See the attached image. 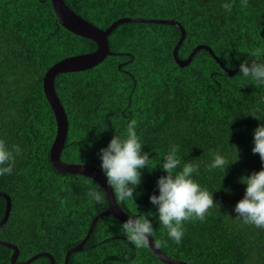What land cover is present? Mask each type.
<instances>
[{"label": "trees", "instance_id": "16d2710c", "mask_svg": "<svg viewBox=\"0 0 264 264\" xmlns=\"http://www.w3.org/2000/svg\"><path fill=\"white\" fill-rule=\"evenodd\" d=\"M225 2L64 0L103 30L121 18L178 22L185 30L179 59L186 60L195 47L204 45L226 69L236 70L228 76L206 50L197 51L181 68L172 58L181 36L177 27L133 22L110 33L109 48L115 56L55 79L68 119L63 162L99 168L98 149L116 131L123 133L129 120H137L143 151L151 158L149 167H155L142 170L135 204L120 205L125 213L135 212L136 206L138 212L155 213L148 196L158 194L156 180L164 173L157 164L171 145L179 146L182 164L199 165L195 179L213 192L219 208L210 209L202 221L186 222L179 244L168 240L152 217L156 246L159 243L162 253L186 264H264V229L245 224L233 212L244 192L240 178L261 168L258 154L251 152L252 130L259 122L247 114L255 111L264 117V86L240 77L238 64L247 58L264 59V0H248L246 7L232 0L230 14L221 7ZM95 49L94 42L58 24L50 0H0V139L10 149H21L12 174L0 176V191L11 205L0 227V241L17 247V263L45 252L55 264H64L66 253L85 238L93 218L107 209L105 194L101 203L88 195L96 182L60 173L51 165L56 125L42 90V78L53 64ZM257 50L260 57L252 55ZM100 123L106 125L102 132ZM235 148L238 160L225 173L208 167L214 153L231 163ZM5 209L0 197V222ZM108 221L109 216L96 221L82 250L72 253L68 264H165L148 247L137 249L116 234V226ZM12 253L0 245V264H11ZM30 264L50 260L40 256Z\"/></svg>", "mask_w": 264, "mask_h": 264}, {"label": "clouds", "instance_id": "9594fccd", "mask_svg": "<svg viewBox=\"0 0 264 264\" xmlns=\"http://www.w3.org/2000/svg\"><path fill=\"white\" fill-rule=\"evenodd\" d=\"M248 0H240L242 7H246ZM221 7L227 13H231L233 2L227 0ZM252 55L261 56L260 50ZM229 67L233 65L229 64ZM240 77L264 86V59L242 60L238 64ZM247 115L252 116L259 123L252 130L251 152L258 154L261 168L253 171L247 176H242L240 182L245 185L243 196L233 207L235 217L241 219L245 224H250L258 229H264V117L255 111ZM99 125L98 132L106 129L104 123ZM137 120L131 119L127 122L123 133L115 132L107 145L98 149L96 155L99 160V171L105 178V184L115 194V204L121 210L120 205L125 202L134 203V191L141 183L142 170L151 171L149 167L151 158L148 152L143 151L144 143L137 134ZM91 147V142L87 145ZM231 163L226 157L219 153L213 154V160L208 165L210 169H225L238 160V149ZM21 149L13 145L10 149L4 139H0V176L11 175L15 165V157ZM84 163V161H83ZM164 173L156 180V192L149 194L148 200L155 208L146 212L136 211L128 213L127 218L117 222L109 216V224L116 226V234L123 236L131 245L137 249L149 246V238L154 234L153 219L165 230L168 240L179 244L184 237V224L192 220H204L210 209L219 208L213 200V192L202 186L195 176L199 175L197 163L184 162L182 164L179 155V146L171 145L166 153L162 155L158 164ZM98 184L90 190L89 197L96 203H101L104 193ZM229 192V189H225ZM137 196L139 193L136 194ZM135 204V203H134ZM159 246V243L158 245Z\"/></svg>", "mask_w": 264, "mask_h": 264}, {"label": "water", "instance_id": "95a60500", "mask_svg": "<svg viewBox=\"0 0 264 264\" xmlns=\"http://www.w3.org/2000/svg\"><path fill=\"white\" fill-rule=\"evenodd\" d=\"M51 7L53 10V14L55 16L56 21L60 26H62L67 31L71 32L74 35L79 37L91 40L96 44V49L91 53L80 54L66 57L55 64H53L44 74L42 78V90L45 96L46 101L48 102L51 111L54 115L56 131L55 137L51 144L49 150V159L53 168L63 174L70 175H82L90 178L97 184L102 187V190L105 191V197L107 200V209L101 212L98 216H95L92 220L90 228L85 236V238L78 244L76 247L69 250L64 259V264H68L69 256L77 251L82 250L83 245L88 240L90 233L93 230V227L96 221L103 216L112 215L114 218L123 222L127 218V214L124 211H121L115 204V195L114 192L105 184V178L100 173L99 168L84 165V164H70L63 162L60 158L61 152L64 148V143L67 137L68 132V119L64 108L57 96L55 90V79L60 74L66 73H74L80 71L89 70L99 63H101L108 56H115L116 54L112 53L109 48L108 37L110 33L120 24L123 23H156V24H169L177 27L181 33L180 39L178 40L176 46L172 51V58L176 65L179 67L187 66L193 59L195 53L199 50H206L214 61L228 74V76H233L236 70H228L226 69L216 57L214 52L207 46L199 45L193 49L190 53L189 57L186 60H181L177 57V51L184 40L185 30L182 25L178 22L169 19H143V18H121L113 22L108 28L100 29L94 26L92 23L83 19L81 16L72 11L66 4L64 0H50ZM0 197L5 200L6 209L3 220L0 222V227L5 224L9 210H10V198L6 193L0 191ZM0 245L8 247L13 250V253L10 257L11 264H30L34 260H36L40 256H46L50 260V264H55L54 258L49 253H39L27 261L22 263H17L16 259L18 256V249L15 245L9 244L6 242L0 241ZM149 250L152 254L161 262L165 264H186L184 262L175 260L166 256L161 250L156 246L154 240L149 238Z\"/></svg>", "mask_w": 264, "mask_h": 264}]
</instances>
